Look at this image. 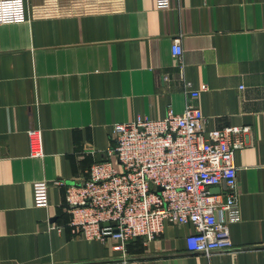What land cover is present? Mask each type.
I'll use <instances>...</instances> for the list:
<instances>
[{"label":"crops","instance_id":"obj_1","mask_svg":"<svg viewBox=\"0 0 264 264\" xmlns=\"http://www.w3.org/2000/svg\"><path fill=\"white\" fill-rule=\"evenodd\" d=\"M0 25V264H264V0H27ZM181 38L183 70L170 50ZM197 90L205 130L247 128L234 154L240 219L230 252L186 251L188 225L124 252L71 234L64 189L113 145L112 126L183 112ZM40 128L44 157H28ZM48 183L37 208L33 183Z\"/></svg>","mask_w":264,"mask_h":264},{"label":"built area","instance_id":"obj_2","mask_svg":"<svg viewBox=\"0 0 264 264\" xmlns=\"http://www.w3.org/2000/svg\"><path fill=\"white\" fill-rule=\"evenodd\" d=\"M158 9L168 0H155ZM27 0H0V25L27 19ZM174 65L183 70L181 38L171 45ZM183 112L167 106L164 117H147L112 126L113 145L103 161L92 163L79 184L55 182L64 189V204L72 235L86 241H110L114 251L128 243L147 244L159 237L164 223L191 227L186 251L210 257L230 252L228 224L240 219V193L234 164L243 148L247 128L206 131L204 117L194 105L198 91L182 80ZM28 157H44L40 128L26 131ZM218 188V194H211ZM48 183H33L37 208L47 207Z\"/></svg>","mask_w":264,"mask_h":264},{"label":"water","instance_id":"obj_3","mask_svg":"<svg viewBox=\"0 0 264 264\" xmlns=\"http://www.w3.org/2000/svg\"><path fill=\"white\" fill-rule=\"evenodd\" d=\"M211 194H218L219 193V189L218 188H211L210 190Z\"/></svg>","mask_w":264,"mask_h":264},{"label":"trees","instance_id":"obj_4","mask_svg":"<svg viewBox=\"0 0 264 264\" xmlns=\"http://www.w3.org/2000/svg\"><path fill=\"white\" fill-rule=\"evenodd\" d=\"M135 241H137V242H141L142 243V239H136Z\"/></svg>","mask_w":264,"mask_h":264}]
</instances>
